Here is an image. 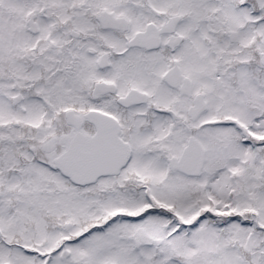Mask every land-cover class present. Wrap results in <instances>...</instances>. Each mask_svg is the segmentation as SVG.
I'll use <instances>...</instances> for the list:
<instances>
[{
  "label": "snow or ice",
  "instance_id": "6c2138e0",
  "mask_svg": "<svg viewBox=\"0 0 264 264\" xmlns=\"http://www.w3.org/2000/svg\"><path fill=\"white\" fill-rule=\"evenodd\" d=\"M0 264H264V0H0Z\"/></svg>",
  "mask_w": 264,
  "mask_h": 264
}]
</instances>
